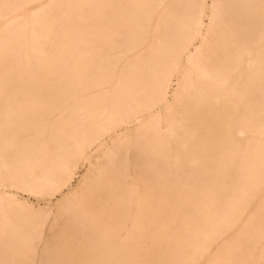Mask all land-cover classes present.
Segmentation results:
<instances>
[{"label": "bare ground", "instance_id": "1", "mask_svg": "<svg viewBox=\"0 0 264 264\" xmlns=\"http://www.w3.org/2000/svg\"><path fill=\"white\" fill-rule=\"evenodd\" d=\"M0 264H264V0H0Z\"/></svg>", "mask_w": 264, "mask_h": 264}, {"label": "rangeland", "instance_id": "2", "mask_svg": "<svg viewBox=\"0 0 264 264\" xmlns=\"http://www.w3.org/2000/svg\"><path fill=\"white\" fill-rule=\"evenodd\" d=\"M99 155V153L95 156V158L97 157ZM100 158V157H99ZM101 159V158H100ZM87 167H88V162H85V161H82L80 164H79V168H78V173H77V176L75 177V179L72 181V186H75L77 183H78V179H79V176L81 175V174H83V173H85V171H86V169H87ZM6 189H12L13 187H11V186H7V187H5ZM15 191H16V193L18 194L17 196H18V198H20V199H22V200H27L28 202H30L31 204H33V205H35L36 207H43V208H45V209H47L49 206H53L55 203H56V201H57V198L59 197L58 195H53V196H37V195H35V194H33V193H30L29 191H26V190H22V189H20V190H16L15 189ZM68 190H67V188H65V192H67ZM54 213V212H53ZM56 215L55 213L54 214H50V217H49V219H48V221H47V231H48V234H49V231H50V229H49V227L54 223V224H59L60 225V227H62L63 225H64V222H63V220H60L59 222H57V221H54V216ZM39 247H42V245L40 244L39 246H38V250L40 251L41 250V248H39Z\"/></svg>", "mask_w": 264, "mask_h": 264}]
</instances>
